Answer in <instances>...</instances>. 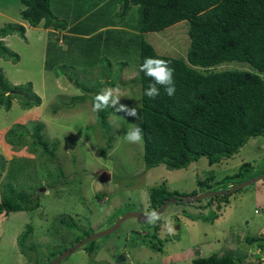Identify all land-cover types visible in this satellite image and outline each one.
Masks as SVG:
<instances>
[{"label": "rangeland", "instance_id": "rangeland-1", "mask_svg": "<svg viewBox=\"0 0 264 264\" xmlns=\"http://www.w3.org/2000/svg\"><path fill=\"white\" fill-rule=\"evenodd\" d=\"M64 1L72 7L75 5V9L69 10ZM81 5L95 11L88 17V27L106 26L101 30L106 29V33L114 31L111 27L124 31L115 35L129 40L130 48H123L127 53L119 54L122 46L111 45L109 48L97 45L88 51L86 45H90V40H86L89 37L56 30L58 42L63 47L47 50L49 30L42 25L29 26L20 17L23 6L19 0H0V27L9 22L28 26L24 38L18 34L1 38L18 59L0 57V67L12 84L31 82L34 92L41 98L39 105L28 109L22 108L16 99L9 110L0 108V193L3 183L9 180L6 175L10 164L18 165L23 167L19 177L23 178L22 187L26 192L34 190L32 201L40 202L39 207L31 211L0 214V264H45L48 258L53 260L86 237L114 226L127 212L149 215L158 209L150 207L149 190L161 184L169 191L175 190L177 198H190L206 188H210L208 191L229 190L264 174V136L249 138L236 154L218 163L209 164L206 157H200L186 168L168 169L158 165L145 170L142 141L129 143L125 140L127 130L139 126L141 121L140 86L131 81L138 68V52L135 54L134 43L130 46V39L134 37L129 33L135 31L136 6H130L123 22L116 18L123 13V5L118 0H52L51 3L53 9L74 15H79ZM98 14L104 20L101 23L92 19L96 20ZM187 28L188 23L183 20L161 31L142 35L158 54L185 58L190 42ZM111 38L118 39L117 36L108 37ZM104 58L111 60L109 67ZM49 59L58 61L55 67L64 62L69 65L65 70L60 69L61 74L57 76L54 68H47L51 63L47 64ZM121 61L125 63L119 64ZM103 69L113 72L108 81H114L115 85L105 83L104 77L99 75ZM214 69L255 71L250 64L239 61H225ZM73 79L88 86L99 80L101 89L118 87L121 103L137 110L133 118L113 107L109 116L110 146L96 125L89 99L71 108L63 107L64 103H70L72 96L83 94ZM37 122L43 124L41 133L49 147L56 143L57 166L45 155L29 153L26 144L15 146L7 140L8 131L17 129L18 124L26 126L25 138L30 140L29 134ZM243 163L246 165L241 168ZM103 172L111 177L102 182ZM227 194L212 201L210 198L178 200L158 214L160 218L155 222L130 217L116 230L87 241L57 264H190L194 257L225 252L240 257L239 264H264V244L259 247L258 242L250 244L244 240L264 233V177ZM160 225L158 235H154V226ZM28 227L30 236L24 244L34 246L35 252H22L20 248V234ZM151 241L161 242L162 251L151 248L148 244Z\"/></svg>", "mask_w": 264, "mask_h": 264}, {"label": "trees", "instance_id": "trees-1", "mask_svg": "<svg viewBox=\"0 0 264 264\" xmlns=\"http://www.w3.org/2000/svg\"><path fill=\"white\" fill-rule=\"evenodd\" d=\"M19 1L23 6L20 17L29 26L42 25L49 29L47 50L62 48L55 30L66 28L69 24L66 17L59 16L51 7L52 0ZM118 1L123 5V0ZM131 5L136 6V26L133 27L139 32L134 30L129 32L134 37L130 39L132 41L130 46L135 44V54L138 52L137 74L131 81L135 86H140L141 92L139 126L142 129V159L145 170L158 165H164L168 169L186 168L200 157H206L209 164L218 163L236 154L249 138L264 136V0H129L124 12L119 13L116 18L125 21ZM183 20L188 23L187 33L190 40L185 58L158 54L142 35L145 32L161 31ZM79 24L81 22L73 25L71 31H79L76 29ZM93 28L95 29H91L90 33L97 30V27ZM110 29L114 31L106 33L105 29L89 36L86 40H90V45H86L88 51H92L97 45L104 48H109L110 45L122 46L121 49L130 48L129 40L118 36L124 32L123 30L118 27ZM24 33L25 27L20 23L9 22L0 27L1 58L13 61L18 59V55L9 50L1 38L12 34L24 38ZM109 36H117L118 39H108ZM114 42L117 43L114 45ZM87 49L84 46L85 52ZM114 53L117 55V52ZM118 53L124 55L127 52L123 49ZM54 57L56 60L60 59L59 56ZM147 57L163 59L174 70L173 79L176 88L174 96H168L160 85H157L160 94L154 99L144 95L149 84L154 83L150 77L140 71V65ZM50 59L47 64L51 62ZM104 59L108 60L107 67H109L112 64L111 60ZM225 61L246 62L255 71L214 69L216 65ZM56 63L58 61L51 62L47 68L49 70L54 68L55 74L60 76V69L65 70L69 64L64 62L60 64L61 66L55 67ZM122 63L125 62L121 61L119 64ZM99 73L104 77L106 84L115 85L114 81H108L113 73L111 70L107 72L103 69ZM73 81L81 88L83 94L72 96L70 103H64L63 107L71 108L87 99L93 106L95 95L101 90L102 82L95 80L92 86H88L77 79ZM15 99L24 109L37 106L41 102L31 82L12 84L5 78L0 67V108L9 110ZM56 110L57 107L53 108V111ZM113 111V107H108L103 111L94 112L96 125L108 146L112 140L109 116ZM35 125L32 127V133L29 134L30 140L25 138L28 130L24 124L16 125L17 129L11 128L7 140L15 146L26 144L29 153L45 155L46 159L57 166L56 143L53 142L50 148L41 133L43 124L37 122ZM102 152L105 155L104 148ZM244 165L246 163L241 164L240 167ZM58 170L62 173L60 168ZM22 171V166L14 167L10 164L6 175L9 180L3 183L0 193V214L31 211L39 207L40 202L37 199L33 202L31 198L34 190L30 193L22 187L23 178H19L22 176L20 175ZM235 175L239 176L240 172ZM209 189L206 188L203 193L209 192ZM176 195L175 190L169 191L164 184L153 187L148 194L150 207L159 208L164 200ZM227 195L229 194L206 198L212 201L217 196ZM196 206L199 207L198 204ZM155 226L154 235H158L161 225L156 228ZM29 229L28 227L20 234L19 243L22 252L36 251L34 246L24 244L30 236ZM244 240L250 244L258 242V246L262 247L264 234L259 237H245ZM148 244L152 246L151 248L162 251L161 242L151 241ZM51 260L52 258H48L45 264H49ZM239 261H241L240 257L225 252L194 257L190 264H239Z\"/></svg>", "mask_w": 264, "mask_h": 264}, {"label": "clouds", "instance_id": "clouds-1", "mask_svg": "<svg viewBox=\"0 0 264 264\" xmlns=\"http://www.w3.org/2000/svg\"><path fill=\"white\" fill-rule=\"evenodd\" d=\"M140 71L154 81V83H150L145 89V96L152 99L157 97L160 94V89L157 85L162 86L168 96L175 95L174 70L169 67L167 61L156 57H147L140 65ZM108 107L117 108L118 111L133 118L137 116V110L135 108H129L126 104L121 103V93L118 87L106 86L95 95L92 106L94 112L103 111ZM142 139V129L138 125L127 130L125 134V140L129 143H139ZM159 218V215L155 212L150 214V220L152 222H155ZM169 232H172L170 227Z\"/></svg>", "mask_w": 264, "mask_h": 264}, {"label": "water", "instance_id": "water-1", "mask_svg": "<svg viewBox=\"0 0 264 264\" xmlns=\"http://www.w3.org/2000/svg\"><path fill=\"white\" fill-rule=\"evenodd\" d=\"M129 0H123V6H122V10L124 12V10L126 9V6H127V3H128ZM110 174L107 173V172H103L100 176V180L103 182V181H106L108 179H110ZM264 177V174L263 175H260V176H257V177H254V178H251V179H248V180H245L235 186H233L231 189L229 190H215V191H209V192H206V193H202V194H196V195H193L192 197H186V196H179V198H177V196H173L169 199H166L164 200V202L161 204V206L155 211L156 214H160L162 213L165 208L171 204V203H174V202H177L178 200L179 201H182V202H186V201H193V200H197V199H203V198H206V197H211L213 195H219V194H227L229 192H233L237 189H240L242 187H245L249 184H252L254 183L255 181L261 179ZM153 213V212H152ZM130 217H136L138 220H141V221H148L150 220V214L149 215H144L140 212H127L125 213L116 223L114 226L106 229V230H103V231H100L98 233H95L91 236H88L86 237L85 239H83L81 242L77 243L76 245H74L73 247L65 250L64 252H62L61 254H59L58 256H56L53 260H51L49 262V264H57L61 259H63L64 257H66L68 254L72 253L73 251H75L78 247L82 246L84 243H86L87 241H90L92 239H95V238H98L102 235H106L114 230H116L120 223L123 222L124 220L130 218Z\"/></svg>", "mask_w": 264, "mask_h": 264}, {"label": "crops", "instance_id": "crops-1", "mask_svg": "<svg viewBox=\"0 0 264 264\" xmlns=\"http://www.w3.org/2000/svg\"><path fill=\"white\" fill-rule=\"evenodd\" d=\"M64 3H66L64 1ZM72 4L70 3H66V6H68L69 10H72L75 5L72 7L71 6ZM80 6V5H79ZM75 9V8H74ZM80 12H79V15H74L73 13H69V11L65 12L64 10H55L54 11L56 12V14H58L59 16H64L66 17V20L68 22V26L65 29V31H62V29H59L57 31H59L60 33H66V32H70L71 31V28L73 27V25L75 26L77 23L81 22V24H79L78 26H76V29L79 30V31H75L74 30V35L73 36H78V37H89L101 30H103L104 28H107L106 26L104 27H100L99 29L95 30V32L93 33H90L89 31L93 28V27H88L89 26V20H88V17L89 15L93 14L94 12H92V10L90 11L89 10V7L87 5H84V7L81 5V8H80ZM72 14V15H71ZM100 17H102L100 14L96 15L95 16V19H93V21L95 22H98V23H101L103 22L104 20L101 19ZM124 22V21H123ZM120 23V24H123ZM27 23V22H26ZM28 24V23H27ZM27 24L23 23L24 27L27 29ZM80 26V27H79ZM79 27V28H77ZM44 28V27H43ZM112 28H115V27H112ZM46 29V28H44ZM46 30H49V29H46ZM69 30V31H68ZM72 32V31H71ZM89 32V33H88ZM263 233V232H262ZM264 234V233H263Z\"/></svg>", "mask_w": 264, "mask_h": 264}]
</instances>
